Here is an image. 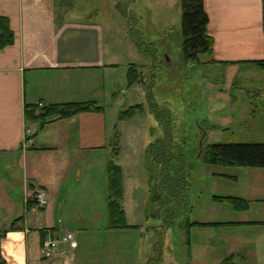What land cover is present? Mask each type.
Instances as JSON below:
<instances>
[{
    "label": "crops",
    "instance_id": "obj_1",
    "mask_svg": "<svg viewBox=\"0 0 264 264\" xmlns=\"http://www.w3.org/2000/svg\"><path fill=\"white\" fill-rule=\"evenodd\" d=\"M204 5L209 16L208 32L214 39V50L207 64L223 66L227 81L221 86L202 74L201 95L209 103V112L206 125L199 128L196 137L206 131L204 143L211 144L224 142L223 136L233 139L240 133L248 140L237 142H264V65L246 63L264 61V0H204ZM82 13L68 6L60 8L59 0H0V15L9 18L15 34L14 43L0 49V230H7L1 239L6 264H75L78 243L70 229H86L85 225H90L85 221L89 215L84 213L86 205L93 207L92 213L98 208L95 206L98 202H91L86 194L98 195V171L93 170L101 167L111 135L106 109L81 112L66 119L54 118L41 129L27 125L24 115L26 104L86 100L99 103L108 92L105 72L111 76L118 64L107 59L120 53L105 50L103 26L97 18L87 19ZM166 63L177 62L168 56ZM130 66L122 69L125 77ZM251 74L257 77L255 82ZM241 76L247 79L241 87L244 94L252 92L253 87L257 91H253L250 101L243 99L231 109L232 90ZM252 100L258 105L254 112ZM27 126L33 129L28 136L30 140H25ZM248 170L245 172L252 178H248L240 195L250 203L247 211H237L239 218L234 219L193 221L232 222L191 227L195 264H204L202 254L209 256L216 249L212 237L217 230L228 228L229 235L241 232L252 237L255 233L264 235V223H251L264 222V167ZM102 172L101 169L99 174ZM217 175L239 180L230 173ZM37 187L48 193V204L40 209L33 203L25 204V197ZM103 188L102 184L100 190ZM79 192L85 197L76 211H68L69 196ZM253 205L256 211L252 210ZM93 215L103 217L102 212ZM41 228L70 232L71 244L61 245L51 259L42 257ZM252 237L245 235L243 241V247L250 253L251 245H256V252L261 245L260 240L253 243ZM228 251L233 257L231 247ZM244 260H249L248 256ZM97 264L103 263L98 259ZM226 264L234 263L231 260Z\"/></svg>",
    "mask_w": 264,
    "mask_h": 264
},
{
    "label": "rangeland",
    "instance_id": "obj_2",
    "mask_svg": "<svg viewBox=\"0 0 264 264\" xmlns=\"http://www.w3.org/2000/svg\"><path fill=\"white\" fill-rule=\"evenodd\" d=\"M59 5L60 8L80 9L87 19L89 16L97 18L105 31V50L120 53L107 59V62H116L118 66L111 76L108 71L105 72L108 92L99 103L95 101L106 109L111 135L101 167L93 170L98 171V195L86 194L88 200L98 202L95 205L98 211L92 213L93 207L86 205L84 213L89 212V215L85 221L90 225H85L87 228L81 231L70 229L74 232V241L78 243L74 263L97 264L99 259L103 264H195V255L191 253L192 231L188 233L187 221L239 218L229 203H219L213 197L242 198L240 195L251 177L245 171L253 168L211 165L204 163L199 155L196 134L199 128L206 125L209 112V103L202 99L200 79L204 74L206 80L215 79L217 84L225 86L226 69L217 64H207L211 57L206 54H201L199 61L194 62L185 58L180 0H59ZM168 56L177 63H166ZM127 64L135 65L142 71L147 85L154 81V101L170 110L164 127L171 130L169 139L173 147L168 148L171 152L162 162L153 163L148 152L151 143L163 137V131L156 117L149 112L144 83L129 85L123 75L122 69ZM249 76L254 79L253 82L256 81L255 75ZM245 80L242 76L236 79L231 109L243 99L250 101L257 91L253 87L250 95L244 94L241 87ZM136 104H143L145 111L132 117H121L122 112ZM226 137L228 139L223 136L224 142L248 140L240 133L233 139L229 135ZM115 151L118 155L114 161L122 168L125 186L123 206L126 220L134 226L124 230L106 227V170L107 162ZM101 169L103 172L100 175ZM219 173L237 175L239 180L219 177ZM151 175L154 176L152 183ZM102 184L104 188L101 191ZM84 197L80 192L79 195L71 194L68 211H76ZM99 198L102 201L99 202ZM254 207L252 210L256 211ZM99 212L103 217L98 215L95 218L93 214ZM227 231L228 228H222L212 237L216 249L209 256L202 254L204 264H226L231 260L234 264H264L262 233L263 240L259 233L252 237V234L243 232L229 235ZM245 235L252 237L253 243L260 240L257 252L255 244L251 245L252 253L243 247ZM259 236L260 239L257 238ZM229 247L234 251L233 257ZM159 254L161 260L156 259ZM244 256H248L249 260H244Z\"/></svg>",
    "mask_w": 264,
    "mask_h": 264
},
{
    "label": "trees",
    "instance_id": "obj_3",
    "mask_svg": "<svg viewBox=\"0 0 264 264\" xmlns=\"http://www.w3.org/2000/svg\"><path fill=\"white\" fill-rule=\"evenodd\" d=\"M181 7V36L182 49L185 58L188 61H199L201 54L211 55L214 50V39L208 32L209 16L205 10L204 0H180ZM15 34L11 28L8 17L0 15V49L14 43ZM139 45V43H138ZM246 63H254L260 66L264 65V61H253ZM127 80L129 85L143 82L147 99L149 101L148 109L158 122L163 137L156 142H152L149 148V154L153 163L162 162L166 155L171 152L168 148L173 147L170 143V128L164 127L168 122L170 110L162 107L154 101L153 83L147 85L143 78V73L135 65H131L127 71ZM254 97V96H253ZM252 112L258 107L257 101H251ZM104 107L98 105L95 101L83 102H66L53 103L40 107L38 104L25 105V121L27 125L37 124L41 129L49 120L66 119L73 117L81 112L103 111ZM143 104H136L130 109L122 112L121 117H132L138 112H144ZM167 118V119H166ZM206 130V129H204ZM199 139V138H197ZM199 148V147H198ZM118 155V151L113 152L111 158L107 162V228L123 229L132 227L127 223L126 213L123 206L124 200V183L122 168L116 164L114 158ZM204 163L211 165H220L224 167H264V142H216L206 144L200 155ZM154 182V176L151 175L150 183ZM213 199L218 202L229 203L235 211H246L249 209V201L244 198L233 196H214ZM232 222H191L187 221V231L194 225H224ZM260 224L264 222H251ZM7 230H0V264H6L1 251V239ZM150 264H152L150 262Z\"/></svg>",
    "mask_w": 264,
    "mask_h": 264
},
{
    "label": "built area",
    "instance_id": "obj_4",
    "mask_svg": "<svg viewBox=\"0 0 264 264\" xmlns=\"http://www.w3.org/2000/svg\"><path fill=\"white\" fill-rule=\"evenodd\" d=\"M39 106H44L43 103H39ZM33 133L32 127H28L25 130V140H30L28 136ZM33 203L38 209L47 206L48 193L43 187H37L31 195L25 197V204L28 206ZM41 244L40 251L44 258H52L58 252L60 245L71 244L72 234L68 231H56L51 228H41Z\"/></svg>",
    "mask_w": 264,
    "mask_h": 264
},
{
    "label": "water",
    "instance_id": "obj_5",
    "mask_svg": "<svg viewBox=\"0 0 264 264\" xmlns=\"http://www.w3.org/2000/svg\"><path fill=\"white\" fill-rule=\"evenodd\" d=\"M205 136H206V131H203L202 136L199 138V155L203 151V144H204V138H205Z\"/></svg>",
    "mask_w": 264,
    "mask_h": 264
},
{
    "label": "flooded vegetation",
    "instance_id": "obj_6",
    "mask_svg": "<svg viewBox=\"0 0 264 264\" xmlns=\"http://www.w3.org/2000/svg\"><path fill=\"white\" fill-rule=\"evenodd\" d=\"M156 259H157V260H161V257H160V256H156Z\"/></svg>",
    "mask_w": 264,
    "mask_h": 264
}]
</instances>
